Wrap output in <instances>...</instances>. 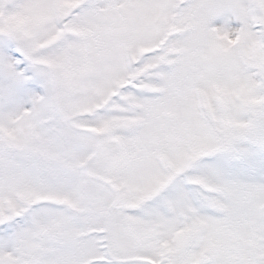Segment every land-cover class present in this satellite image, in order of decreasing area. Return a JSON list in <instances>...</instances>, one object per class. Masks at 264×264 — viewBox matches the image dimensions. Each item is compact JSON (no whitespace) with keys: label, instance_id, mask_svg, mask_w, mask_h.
<instances>
[{"label":"snow or ice","instance_id":"obj_1","mask_svg":"<svg viewBox=\"0 0 264 264\" xmlns=\"http://www.w3.org/2000/svg\"><path fill=\"white\" fill-rule=\"evenodd\" d=\"M0 264H264V0H0Z\"/></svg>","mask_w":264,"mask_h":264}]
</instances>
